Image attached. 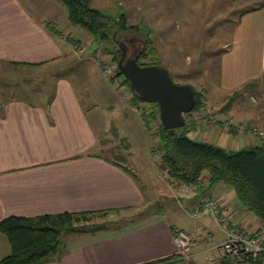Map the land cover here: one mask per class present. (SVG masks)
Returning <instances> with one entry per match:
<instances>
[{
  "label": "crops",
  "instance_id": "crops-1",
  "mask_svg": "<svg viewBox=\"0 0 264 264\" xmlns=\"http://www.w3.org/2000/svg\"><path fill=\"white\" fill-rule=\"evenodd\" d=\"M61 4L57 0H0V221L11 216L120 213L146 200L134 174L116 163L126 164L101 153L105 141L98 138L99 131L74 82L56 70L77 57L74 40L82 38L72 36L77 26H72ZM233 45L223 53L228 80L222 85L231 89L252 80L264 87V0H252L251 7L242 10ZM12 72L22 79L9 77ZM260 92L259 105L244 110L241 105L220 104L216 118L248 122L264 132V90ZM21 93L29 98L20 97ZM235 132L224 131L222 122L201 120L192 136L219 146L240 136L237 140L246 143L244 148L259 143L260 137L252 131ZM227 186L220 183L209 192L225 196L236 222L264 232L262 220L246 208L243 211L235 202V191ZM167 188L171 191L169 184ZM172 190L169 197L184 209L178 217L160 208L148 219H120L95 232L66 234L58 253L42 264H142L172 255L177 257L160 264H200L199 257L216 250L218 244L199 243L185 257L175 244L176 233L184 230L199 242H209L216 233L222 238L226 234L211 228L210 214H194L200 193ZM237 212L244 218L239 220ZM190 216L198 224L193 225ZM11 252L9 237L0 231V261Z\"/></svg>",
  "mask_w": 264,
  "mask_h": 264
},
{
  "label": "rangeland",
  "instance_id": "rangeland-1",
  "mask_svg": "<svg viewBox=\"0 0 264 264\" xmlns=\"http://www.w3.org/2000/svg\"><path fill=\"white\" fill-rule=\"evenodd\" d=\"M61 5L68 12L67 8ZM91 5L113 18L123 14L126 17L127 26H134L120 34L116 33L117 39L122 38L123 42H128L131 47L128 50V57L140 56L147 38H150L157 48L159 65L170 72L174 82L190 84L195 91L202 93L201 107L205 106V109L203 113H200V110L197 111L196 121L201 123L202 120V123L206 124L222 122V128L228 132L246 123L248 128L244 132L238 130L239 135L258 127L248 122L226 119L233 121L231 128L226 130L224 126L226 120L220 121L215 116L220 112V104L241 105L244 110L252 109L260 104V91L264 90V87H257L258 81L249 80L231 89L222 85L223 81L228 80L225 71L223 72V53L225 50L233 49L235 28L240 14L244 8L251 7L252 0H92ZM60 28L64 29V26ZM77 29L81 32L77 33V30L72 33V36H78V34L82 36L80 40H74L79 44L78 47L77 44H73L76 51H79L77 57L67 60V65L64 61V65L60 69L58 66L56 70L59 74L67 75L74 82L90 120L99 131L98 138L102 142L105 141V145L102 144L101 153L111 158L121 159L132 170L134 178L146 195L145 202L138 208L97 216L92 222H85V224L104 225L112 221L121 222L120 219L137 222L150 218L160 208L165 210L167 215L178 217L183 208L169 197V194H173L172 189L175 190V188L171 191L167 188V178L162 176L164 168L161 165L160 155L155 150L161 145L157 135L161 119L153 121L151 126L146 124L149 120L147 115L152 110H157V106L142 100L136 101L134 91L124 82V76L119 73V70L122 71L119 66L122 54L118 51L119 45L114 38L115 35L109 42L99 43L87 30L79 26ZM128 39L133 40V45ZM81 56H84V59L78 58ZM150 61L151 58L148 57L139 60L141 64ZM103 66L113 68L116 77L122 78L120 86L116 87L113 84ZM17 75L19 74L15 75L14 72L8 74L14 79L22 77ZM258 83L262 84V82ZM22 96L29 98L24 93L20 94V97ZM125 96L127 99H124ZM15 97L19 96L15 95ZM213 119L215 121H211ZM205 126H202V129H205ZM240 138L234 137L233 142H224L220 145L231 150L242 149L246 143L239 142L237 139ZM223 139H226V136H223ZM115 147L118 149L114 150ZM227 188L229 189V186ZM197 193L200 192L197 191ZM235 202L244 209L243 211L246 210L237 196H235ZM237 214L239 220L244 218L241 212ZM183 217L185 219V216ZM190 218L193 225L198 224L197 219L191 216ZM209 219L211 228L216 232L221 230L223 234L219 222L212 216H209ZM196 239L198 245L206 242L211 247L219 244L224 237L216 233L209 242L207 240L199 242V239ZM178 250L188 257L179 248ZM208 255H217V250L203 253L199 257L200 264H204ZM259 264H264V260Z\"/></svg>",
  "mask_w": 264,
  "mask_h": 264
},
{
  "label": "trees",
  "instance_id": "trees-1",
  "mask_svg": "<svg viewBox=\"0 0 264 264\" xmlns=\"http://www.w3.org/2000/svg\"><path fill=\"white\" fill-rule=\"evenodd\" d=\"M68 10L69 21L73 26L87 30L95 41L109 42L114 35L128 28L125 15L113 18L91 5L92 0H57ZM140 58H151L149 63L141 65H159L157 48L152 39L147 38ZM119 73L123 74L119 70ZM124 82L131 87L124 76ZM202 93L196 91V106L186 114V125L178 129H165L159 123L157 135L161 145L155 149L160 155L161 165L171 180L181 183L205 182L208 190L224 183L231 187L242 205L255 213L264 223V137L257 145L239 150H231L214 143L196 139L192 136L199 121L194 113L201 107ZM136 101L140 96L134 92ZM144 101V100H142ZM152 110L148 115L147 126L159 119L160 110ZM238 133V127L232 128ZM125 171L132 173L127 165L116 163ZM110 211L63 213L42 215L34 218L11 216L0 221V231L9 237L12 252L3 258L0 264H42L51 260L60 250L63 238L69 233L95 232L103 224H85L97 216H106ZM261 232V231H257ZM177 255L167 256L142 264H160L174 259ZM226 260V259H225ZM264 257L250 262L261 263ZM222 264H234L227 260Z\"/></svg>",
  "mask_w": 264,
  "mask_h": 264
},
{
  "label": "built area",
  "instance_id": "built-area-1",
  "mask_svg": "<svg viewBox=\"0 0 264 264\" xmlns=\"http://www.w3.org/2000/svg\"><path fill=\"white\" fill-rule=\"evenodd\" d=\"M77 44L78 43L74 42ZM84 45V44H83ZM108 66V65H107ZM103 66L104 71L109 76V79L117 87L120 86L122 78H117L113 68ZM124 99H127L125 96ZM205 106H202L199 112L203 113ZM197 110V111H198ZM194 113L193 118L196 120L197 116ZM215 121V119L211 120ZM233 125L232 120L225 121V129L229 130ZM248 128L247 124L238 127L239 132H244ZM252 131L264 137V132L256 127ZM156 159V157H154ZM164 168V167H163ZM165 169V168H164ZM162 170V176L167 178L169 186L172 188H179L185 192H200L201 198L194 207V214L200 215L208 213L213 216L220 224L221 229L225 232V238L216 246L217 255H209L206 264H222L224 259L233 263H244L264 257V232L254 231L252 228L243 223L236 222L232 213L228 209L227 200L225 196L214 195L209 192L205 182L199 183H181L176 180H171L165 169ZM176 246L186 255H190L193 248L198 245V240L186 231H179L175 237Z\"/></svg>",
  "mask_w": 264,
  "mask_h": 264
},
{
  "label": "water",
  "instance_id": "water-1",
  "mask_svg": "<svg viewBox=\"0 0 264 264\" xmlns=\"http://www.w3.org/2000/svg\"><path fill=\"white\" fill-rule=\"evenodd\" d=\"M124 49L123 46H120ZM124 50L119 66L130 81L131 88L142 100L157 104L161 123L165 129H178L186 125V114L193 111L197 98L190 84H177L170 72L160 65H141L139 55L126 57Z\"/></svg>",
  "mask_w": 264,
  "mask_h": 264
},
{
  "label": "flooded vegetation",
  "instance_id": "flooded-vegetation-1",
  "mask_svg": "<svg viewBox=\"0 0 264 264\" xmlns=\"http://www.w3.org/2000/svg\"><path fill=\"white\" fill-rule=\"evenodd\" d=\"M114 38H115V40L117 41V43H118V45H119V49H118V51L121 52V54H122L123 51L125 50L126 53H127L126 57H128V50L131 48V47L129 46L128 42H123L122 38L117 39V35H116V34H115V37H114ZM128 40H129V42L131 43V45H133V40H132V39H128ZM121 45L123 46L124 49H121V48H120Z\"/></svg>",
  "mask_w": 264,
  "mask_h": 264
}]
</instances>
